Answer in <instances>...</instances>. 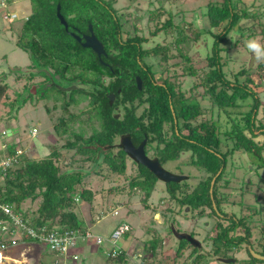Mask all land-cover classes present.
I'll return each instance as SVG.
<instances>
[{"label": "trees", "instance_id": "obj_1", "mask_svg": "<svg viewBox=\"0 0 264 264\" xmlns=\"http://www.w3.org/2000/svg\"><path fill=\"white\" fill-rule=\"evenodd\" d=\"M235 1L209 0L203 13L208 24L205 31L193 22L189 23L190 34L177 28V45L196 43L199 39L206 43L205 36L212 39L211 45L208 44L210 48L206 46L208 50L204 59L207 72L197 78L198 82L187 80L185 85L189 86L188 90L181 86L179 76L171 68L180 67L182 76L190 79L199 77L192 58L182 48H177V54L172 53L167 45L144 49L145 39L138 35L123 40L122 16H118L114 8L117 0H30V14L23 20L17 33L14 45L29 56V65L35 69L30 75L43 78L41 85L53 90L51 94L41 89L40 98L51 96L54 101H61L63 112L80 101L88 102L87 111L61 117L54 126L58 136L66 135L64 148L75 149L78 154L87 156L84 161L95 163L97 167L104 165L110 173L120 176L125 175L129 159L123 150L124 139H129L134 147L145 140V155L153 151V160L158 161L161 167L189 153L187 164L206 176L191 191H188L187 184H181L184 178L176 183H165L167 202L172 204L167 203L163 216L182 209L198 211V216H202L205 208H209L217 219V214L223 215L225 196L219 191V182L225 175L228 157L236 151H243L248 156L255 173L264 170V122L257 118L261 106L259 96L250 88L255 84L254 79L248 76L247 68L232 74L233 80L227 78L224 67L230 60L231 47L222 46L233 30L238 32L233 44L235 47L253 39L254 22L260 25L264 4L263 12L254 14L241 0ZM155 2L160 3L150 14V21H158L151 32L152 36L159 32L168 33L173 19L172 14L163 7L162 0ZM57 6L67 24L66 30L57 19ZM164 15L167 18L161 23ZM242 20L253 21V24L239 26ZM88 26H91L94 36L103 46L104 53L100 56L83 48L75 38L89 35ZM260 26L264 30V23ZM177 57L179 60H175ZM149 58H158V61L149 64L145 61ZM170 61L172 63L169 64ZM157 75L162 78L161 82L157 81ZM239 76H246L244 82H239ZM136 78L141 82L140 88ZM6 87L5 84L0 85V98ZM110 95L114 96L113 101ZM78 96L80 98L76 99ZM249 97L252 101L250 110L233 111L239 101L244 102ZM198 98H208L209 107H204ZM27 99L30 96L22 97L18 104H25ZM214 108L215 120L212 118ZM222 115L225 116L224 122H221ZM76 124L80 126L78 131L72 128ZM84 127L90 131L88 136H85ZM2 132L6 137V131ZM16 144L17 141L3 143L6 148L0 149V159L13 155ZM222 146L226 149L224 152ZM131 164L135 168L129 176L128 192H139L143 206L147 207L146 203L159 179L137 162L131 160ZM82 178L81 171L68 170L67 164L61 163L58 149L39 159L28 158L23 150L16 163L0 175V205L9 206L14 214L29 219L33 226L60 233L83 234L86 229L76 211L75 198L88 202L91 211L93 193L90 189L82 188ZM27 200L31 203L39 200L35 210L23 207ZM253 207L249 215L242 218L237 219L233 214L226 228L217 224L221 231L209 238L213 256L225 258L228 251L247 244L246 252L251 259L245 263H264L250 253L256 248L248 240L251 236L250 226L258 221L261 226L260 252H253L264 256V206ZM255 216H258L257 220ZM8 222L9 218L0 210V225ZM174 223L171 220L166 228L167 235L173 233L174 236L180 234L193 238L191 234H181L174 228ZM239 227L243 228V235L234 234ZM131 232L132 227L125 233V240ZM147 233L151 237L143 242V262L140 264H178L187 247H192L186 258L191 260V264H203L210 259L198 253L197 245L188 243L186 239L176 241L174 256L170 259L162 251L163 237L149 229ZM9 238L5 240L8 244ZM5 241L0 234V242ZM18 243L38 242L22 237ZM124 249L120 247L118 255L104 256L105 263L129 264ZM47 252L44 257L50 254ZM49 264H53V261ZM180 264H186V261Z\"/></svg>", "mask_w": 264, "mask_h": 264}, {"label": "rangeland", "instance_id": "obj_2", "mask_svg": "<svg viewBox=\"0 0 264 264\" xmlns=\"http://www.w3.org/2000/svg\"><path fill=\"white\" fill-rule=\"evenodd\" d=\"M7 1L9 3V5L7 4V9H0V85L5 84L7 86L4 95L0 98V149L5 142L17 141L15 147L25 150L26 155L30 159L43 158L54 149H58L61 153V163L67 164L68 170L81 171L83 176L82 188L90 189L93 193V210L91 209L90 211V205L86 201L79 200L76 203V211L79 213L84 228L86 230L89 229L93 236L107 239L121 222L128 223L132 227L129 238L126 240L121 238L117 242L118 247H124V250L127 251L129 264H140L143 262L141 257L143 242L151 237L147 233V229L155 231L163 237L164 245L162 251L170 259L173 258L176 241H179V239L184 240L185 238L180 234L178 236H174L173 233L171 236L167 235L166 228L171 224V220H173V223L175 222L174 228L181 234L193 235L194 240L198 242V253L203 254L207 258L210 257V259H207L209 261L203 264H247L245 262H249L251 259L246 252L247 244H243L239 249L233 248L228 251L225 258H217L212 255V245L209 238L215 237L221 231L217 224L222 225L223 228L228 227L233 214H235L237 219L242 218V216L249 215L254 208L253 206H264V170L260 169L255 173L254 165H252L251 160L243 151H236L228 157L225 175L219 182V191L225 196V200L222 203L223 215L219 216L217 214L218 219L212 215L209 208L204 209L202 216H198V211L190 212L188 209L165 213V216H163L162 212L166 208L167 203H172L167 202L168 195L165 183L160 180L155 184V189L146 203L147 207H144L140 200L142 196L139 192L135 190L134 193L129 194L128 192L130 191L128 186L129 176L134 173L135 168L131 164L130 158L127 160L125 175L120 176L110 173L104 165L97 167L98 165L95 163L84 161L87 156L78 154L75 149L64 148L66 135L58 136L54 131V126L61 117L67 118L69 114L78 115L87 111L89 109L88 102L80 101L70 106L67 112H63L60 108L61 101H54L51 96L50 98H40V91L45 90L47 93L52 94L53 90L41 85L43 84V78L30 75V73L35 72V69L29 65L31 63L29 56L14 45L24 18L30 14V0ZM241 1L249 8L250 13L263 12L262 5L264 0ZM208 2L209 0H162L163 7L172 14L173 19L172 25L167 29L168 33L159 32L156 36H152L151 32L156 28L155 24L158 21H150V14L159 6L160 2H155V0H117L114 8L117 10L118 16H122L121 36L123 40L138 35L145 39L144 49H151L156 45H167L174 54H177V48L184 49L192 58L193 66L198 71L199 77L194 76L190 79L187 76H182L180 67H173L174 69L171 68V70L175 71L177 76H179L181 86L188 90L189 86L185 85L187 80L198 82L197 78H201L207 72L204 59L208 50L206 46H209L208 44L211 45L212 39L205 36L208 43L199 39L196 43L190 42L177 45L175 43L178 37L177 28L183 30L184 33L190 34L189 23L193 22L199 29L207 30L208 24L203 13ZM235 2L234 0L233 3ZM6 11L13 17L9 16L5 19L3 16H5ZM166 18L167 15H164L160 22L162 23ZM259 22L260 25L264 23V13H262ZM254 23L253 30L255 33L253 39L264 46V30L257 22ZM158 24L160 26V23ZM251 24H253V21L242 20L239 26H250ZM218 31L214 30V32ZM237 33L233 30L229 34L228 39H225L222 43L223 47H231L229 50L230 60L226 63L224 70L227 72V78L233 80L232 74L243 68L249 69L248 76L253 78L255 83L250 85V88L258 94L261 103L257 118L264 122V61H257L255 55L248 50L246 47L248 40L239 43L236 47L233 45L238 38ZM175 60H179V57ZM145 61L149 64H156L158 58H149L145 59ZM245 77L239 76V82H244ZM156 79L158 82L162 81L159 75L156 76ZM199 91L201 92L202 88ZM26 96H30V99H27L25 104L19 105L18 100ZM79 98L80 96L76 99ZM207 100L208 98L200 100L204 107H209ZM238 104L233 111L246 112L250 110L252 101L249 97L244 102L239 101ZM212 118L213 120L216 119L215 108ZM224 120L225 116L222 115L221 122H224ZM72 128L78 131L80 126L76 124L72 125ZM33 129L36 132H32ZM8 130L12 133L8 134ZM2 131H6V137L2 135ZM84 131L85 136L90 134L89 129L85 127ZM221 150L224 152L226 149L222 146ZM152 152L150 151L148 154L150 158H153ZM188 162L189 153H184L179 159L164 163L162 168L172 175L184 176L181 184H187L188 191H191L206 175L189 166ZM180 197L179 194L178 198ZM38 203L39 200L34 203L27 200L23 207L35 210ZM114 210H117L118 216H113ZM255 219L257 220L258 216H255ZM250 227L251 236L248 240L256 247L253 251L260 252L258 250H260L261 226L256 221ZM243 232V228L239 227L234 231V234L243 235ZM183 236L186 237L185 235ZM78 238H75L77 245L72 250L73 253H77L79 256L77 263H82L83 261L85 262L84 264H106L104 256L106 249L110 247L106 241L102 245H97L94 238ZM32 244L35 245L34 250L38 251L42 256L43 263H50V252H47V248H43L40 244ZM191 250L192 247L185 249L183 256L177 261L178 264L183 261H186V264H191L190 259L186 260ZM46 252L49 255L44 257L43 255ZM28 253L20 252L17 255L15 251H10L9 256L13 257L10 259L5 258L4 261L0 260V264H10L11 261L14 264H33L34 257L32 256L33 258L30 261ZM34 254L32 253V255ZM256 264L264 263L257 262Z\"/></svg>", "mask_w": 264, "mask_h": 264}, {"label": "built area", "instance_id": "obj_3", "mask_svg": "<svg viewBox=\"0 0 264 264\" xmlns=\"http://www.w3.org/2000/svg\"><path fill=\"white\" fill-rule=\"evenodd\" d=\"M7 0H0V9H7ZM13 17L9 15L7 11L5 12V19L8 17ZM32 132H36L35 129ZM5 132H2L4 134ZM1 148L4 150L5 145H2ZM23 153V150L15 148L13 155L4 157L0 159V175L16 163L17 158ZM79 198L76 197V203L79 202ZM0 210L5 216L9 218V222L6 224L0 225V234L2 235L3 241L10 239V244L0 242V260L8 258L4 255L11 248L16 247L19 243L18 240L22 237H29L36 240L43 248H47V251L52 253L54 256L53 264H79V256L77 253H73L72 250L76 247L75 238H85V239H95L97 245H102L106 241L110 247L106 249L105 256L109 255L115 256L119 254L120 247L117 246V242L124 238L126 232H128L131 227L128 224H120L115 227L111 235L107 239H103L100 236H93L89 229L86 230L83 234H75L73 232H64L60 233L54 230H48L45 227H36L33 226L28 219L22 218L19 214H14L11 208L7 205H0ZM117 210L113 211V216H118ZM10 248V249H9ZM110 253V254H109ZM112 253V254H111ZM3 256V257H2Z\"/></svg>", "mask_w": 264, "mask_h": 264}, {"label": "water", "instance_id": "obj_4", "mask_svg": "<svg viewBox=\"0 0 264 264\" xmlns=\"http://www.w3.org/2000/svg\"><path fill=\"white\" fill-rule=\"evenodd\" d=\"M56 16L57 19L59 20V22L61 23V25L64 26L65 30L67 29V24L64 20V18L62 17V15L60 14V7L57 6V10H56ZM89 29V35H84L82 36V38L75 36L76 40L78 42L81 43V46L83 48H88L90 50H92L94 53H96L98 56H100L101 54L104 53L103 50V46L101 45V43L96 39V37L94 36L91 26H88ZM73 36V34H71ZM82 39V42H81ZM136 82H137V86L138 88H140V80L139 78H136ZM110 100L113 101L114 100V96L111 95L109 96ZM8 134H10V131H7ZM144 144H145V140L141 143L140 146H138L137 148H135L131 141L129 139H124L122 141V146H123V150L124 152L135 162H137L138 164L144 166L145 168H147L154 176H156L160 181L164 182V183H174V182H178L180 180H182L183 176H175L170 174L169 172L165 171L160 165L158 161H152L150 160L144 153ZM213 181L211 182V186L213 185ZM211 191V190H210ZM186 240H188V242H190V244L192 245H198V242H196V240H194L192 237L190 236H186L183 237ZM251 254L253 255V257L255 259H258L260 261H264V256H261L259 254H256L255 252H253L251 250Z\"/></svg>", "mask_w": 264, "mask_h": 264}, {"label": "crops", "instance_id": "obj_5", "mask_svg": "<svg viewBox=\"0 0 264 264\" xmlns=\"http://www.w3.org/2000/svg\"><path fill=\"white\" fill-rule=\"evenodd\" d=\"M10 131V130H9ZM11 133V132H10ZM34 246L35 245H33L32 243H21V244H18L16 247H14V248H11V250H8L4 255H6L8 258L7 259H10V258H12V257H10L9 256V252L10 251H15V253L18 255L20 252H29L28 254V257H29V260L31 259V258H33L34 257V259H33V264H49L48 262H44L43 263V260H42V256L40 255V253L38 252V251H36V250H34ZM32 253L34 254V253H36V254H34V255H32ZM51 254V253H50ZM33 256V257H32ZM50 257V261H53V259H54V256L53 255H50L49 256ZM4 261V260H3ZM6 261V260H5ZM31 261V260H30ZM26 262H28V261H26ZM6 263H7V261H6ZM10 264H14L13 263V261H11V263Z\"/></svg>", "mask_w": 264, "mask_h": 264}, {"label": "clouds", "instance_id": "obj_6", "mask_svg": "<svg viewBox=\"0 0 264 264\" xmlns=\"http://www.w3.org/2000/svg\"><path fill=\"white\" fill-rule=\"evenodd\" d=\"M26 19V18H24ZM246 47L252 52L257 61H264V46H262L257 40L250 39L246 42Z\"/></svg>", "mask_w": 264, "mask_h": 264}, {"label": "flooded vegetation", "instance_id": "obj_7", "mask_svg": "<svg viewBox=\"0 0 264 264\" xmlns=\"http://www.w3.org/2000/svg\"><path fill=\"white\" fill-rule=\"evenodd\" d=\"M135 148H137V147H135ZM146 156H147L150 160L154 161L153 158H150L148 154H147ZM128 157H129V156H128ZM129 158H130V157H129ZM130 160H132V159L130 158ZM132 161H133V160H132Z\"/></svg>", "mask_w": 264, "mask_h": 264}]
</instances>
